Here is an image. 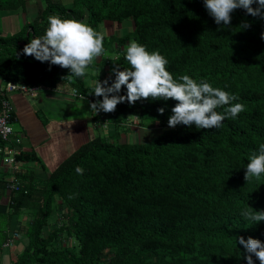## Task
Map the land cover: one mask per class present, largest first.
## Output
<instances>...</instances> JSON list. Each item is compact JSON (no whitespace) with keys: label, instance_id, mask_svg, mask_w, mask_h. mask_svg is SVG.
<instances>
[{"label":"trees","instance_id":"16d2710c","mask_svg":"<svg viewBox=\"0 0 264 264\" xmlns=\"http://www.w3.org/2000/svg\"><path fill=\"white\" fill-rule=\"evenodd\" d=\"M23 1L0 0V10H14ZM40 1L45 3L30 21L0 34L2 82L45 87L66 82L94 102L101 99L91 95L97 80L110 75L114 80V67H130L125 52L135 40L164 55L174 78L206 79L236 94L234 103L246 110L219 128H169L174 101L124 102L113 113L92 116L110 131L76 146L40 178L17 169L37 159L32 152L19 153L13 171L0 170L5 201L0 249L22 226L17 227V215L27 213L26 243L8 264H246L236 237L264 241V221L254 224L240 215L247 205L264 210V175L244 179L248 157L264 143V18L237 9L230 25H217L203 0ZM54 14L83 20L98 32L104 22H131L126 31L105 35L106 55L95 64L106 67L94 84L85 85L83 77L69 79L68 69L22 54L28 42L45 33ZM244 22L250 27L242 28ZM161 107L163 115L157 111ZM132 116L138 130L155 131L143 141H120V132L134 131L127 125ZM14 216L16 225L13 221L7 235ZM253 261L260 264L254 256Z\"/></svg>","mask_w":264,"mask_h":264},{"label":"clouds","instance_id":"9594fccd","mask_svg":"<svg viewBox=\"0 0 264 264\" xmlns=\"http://www.w3.org/2000/svg\"><path fill=\"white\" fill-rule=\"evenodd\" d=\"M203 4L217 25L221 23L225 26L230 25L232 13L237 9H243L252 17L264 18V12L261 11L264 9V0H203ZM253 4L256 5L255 8ZM241 27L247 29L250 24L244 22ZM104 38L105 33L98 32L83 20L63 19L58 14H54L48 17L45 33L28 42L23 47L22 54L42 63L48 62L49 65L68 69L69 79L79 78L88 73L98 58L106 55ZM19 55L18 53L17 59ZM125 59L130 67L123 70L114 67L112 69L114 80L110 75L102 82L99 80L95 82L91 95L101 99L90 102L91 99L88 98L90 109L96 114L113 113L117 106L124 102L134 105L144 100H172L175 104L167 120L169 128L194 125L195 128L207 130L221 127L224 120L235 119L238 114L246 110L244 104L234 103L239 99L236 94L213 87L206 79L197 81L186 74L174 78L167 70L168 60L164 55L158 50L149 52L144 45L135 40L129 42ZM96 75L98 76V73ZM109 80H112L111 84ZM32 86L36 87L34 90L38 88V85ZM122 87L126 89L124 95L119 94ZM71 89L73 97H80L81 101L85 100L76 89ZM73 91L80 96L73 95ZM217 109L223 111L219 112ZM157 111L163 115L165 108H158ZM6 131H13L15 134L12 127H8ZM76 172L82 175L83 169L78 166ZM262 175H264V143L259 145L258 152H252L248 157L244 179L246 182L252 179L260 180ZM72 198L69 196V199ZM240 215L254 224L264 221V210H255L248 205ZM13 234L17 235V232H13L8 238ZM14 240L13 238L12 243ZM236 243L242 245L246 252L244 256L246 264H254L253 256L260 264H264V241L251 236L247 239L239 236L236 237ZM4 249L7 250V247Z\"/></svg>","mask_w":264,"mask_h":264},{"label":"rangeland","instance_id":"374dc122","mask_svg":"<svg viewBox=\"0 0 264 264\" xmlns=\"http://www.w3.org/2000/svg\"><path fill=\"white\" fill-rule=\"evenodd\" d=\"M59 1L63 2L65 0ZM39 3L42 6L45 2H41L40 0H24L22 6L20 3V5H18V7L14 10H0V34L6 35L10 32H13L18 29L25 21H30L31 16H33L35 11L38 8H41V6H39ZM130 26V21H123L122 23L104 22L103 24H100L99 32H103L105 33V35H109L111 33L116 32L120 33L126 31V29H128ZM105 67H97L94 63L90 67L88 73L82 79L85 85L94 84V82L96 81L95 79L102 76V73L100 71L102 69L105 70ZM97 73L98 76L96 75ZM56 87H58L59 93L55 91L53 92V94L59 96V98H45V95L42 94V100L40 102H35V109H39L37 116L43 122L45 132V134H40L36 136L35 139L40 141L42 138L45 137L39 143V149L42 152V156L48 157L50 156V153H53L55 156H58L61 160L66 154H68L76 146L86 141L91 136L95 134H100V136H104L107 131H110V125H108L104 121L103 123L100 122V118L96 121L92 119V116L95 114V111L90 109V102L87 95L81 93V95L85 97L84 101H81L80 97H73L71 95V86L66 82H57ZM38 88H40V93L51 91H44V88L42 86ZM65 92L69 93V95H63L65 94ZM81 121H84V123H82ZM136 123L137 120L135 117H129L127 125L128 127L134 129V131L125 130L123 133L120 132V141H143L147 138V136H149L150 134H152V132L155 131L154 129L147 128L138 130V128L135 127ZM111 141L113 140L111 139ZM52 160L53 159H49L47 162L41 163L43 167V174L49 171L50 166L48 167V162H51ZM34 174L36 177L39 178L42 176L39 175L35 169ZM25 214L27 213L24 212L21 215H17V219L20 222L19 224L17 222L18 228L20 225H25V223L27 222V217L25 216ZM24 216L25 223L23 222L24 220H21V217ZM15 219L16 216L12 217V220L8 224L7 228L12 229L13 221L15 222ZM51 223H53V220L52 217H49L48 224ZM22 231V228L20 231L18 229L17 234H21L23 237ZM43 233H46V231H44ZM13 236L14 239H19L20 245L18 248L22 249L23 245L26 243V238L24 240H21L18 235ZM19 242H17V240H14L13 243L9 246V249L18 245ZM4 251H6V249H1V255L4 254Z\"/></svg>","mask_w":264,"mask_h":264},{"label":"crops","instance_id":"0c3cea01","mask_svg":"<svg viewBox=\"0 0 264 264\" xmlns=\"http://www.w3.org/2000/svg\"><path fill=\"white\" fill-rule=\"evenodd\" d=\"M3 82L0 80V84ZM38 87H41L38 85ZM44 91L51 90L50 92H44L40 93V88H37L36 90L32 91L31 93H28V95L19 93V92H9L6 97L10 101V103L13 106V113L16 116V119L11 122V126L15 132L16 135H20L21 137V144H20V153L21 152H32L37 157L35 160H30L27 162H22L21 166H18L17 169L22 170L23 172H27L28 170H32L30 172L31 177H35L34 169L38 172L39 175L43 174V167L41 165L42 162H47L49 159H53L51 162H48L49 171L53 169L58 162L60 161V158L58 156H55L53 153H50V156L45 157L42 156V152L39 149V143L45 138H42L40 141L36 140L35 137L40 134H45L43 122L39 119L38 112L39 109H35V102H40L42 100V97L44 94L45 98H59V96L53 94V92L58 91V87H45ZM71 88V87H70ZM38 90V91H37ZM69 93L65 92L66 95ZM9 96V97H8ZM77 121V120H76ZM73 122V121H72ZM84 123V121H81ZM54 162V163H53ZM19 164V163H18ZM45 167V165H44ZM48 171V172H49ZM27 175V173H24ZM3 201V202H2ZM4 199L0 198V210H2L3 206L2 203H4ZM26 216V214H25ZM25 216L21 217V220H24L25 223ZM22 225L20 229L23 227ZM7 235L10 233L9 228L6 230ZM16 232V231H13ZM21 240H24V234L23 237L21 234H17ZM17 242H19V239H15ZM20 245V242L18 245L11 249H7L4 251V254L1 255V249H0V264H7L9 263L10 258L12 257L13 253H16L21 248H18Z\"/></svg>","mask_w":264,"mask_h":264},{"label":"built area","instance_id":"2783aa9c","mask_svg":"<svg viewBox=\"0 0 264 264\" xmlns=\"http://www.w3.org/2000/svg\"><path fill=\"white\" fill-rule=\"evenodd\" d=\"M36 87L28 86L24 83H15L6 81L0 84V170L8 169L13 171L15 166L18 164L16 156L20 153V135H15L12 132L6 131L11 126V122L16 119L13 113V106L6 97L9 92H19L23 94L30 93ZM80 96L75 91L73 95ZM17 186V182L13 183V187ZM16 235V234H13ZM9 237L2 244L3 247H8L12 244V239Z\"/></svg>","mask_w":264,"mask_h":264}]
</instances>
